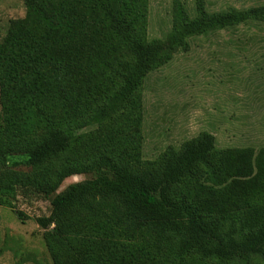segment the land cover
<instances>
[{
  "label": "trees",
  "instance_id": "obj_1",
  "mask_svg": "<svg viewBox=\"0 0 264 264\" xmlns=\"http://www.w3.org/2000/svg\"><path fill=\"white\" fill-rule=\"evenodd\" d=\"M143 1L24 0L31 13L10 21L0 39V204L9 199L14 209L19 198L49 197L67 177L108 170L110 178L67 185L50 199L49 215L35 219L52 264H116L129 242L135 264L264 257V180L253 189L228 183L243 176L244 151L216 150L201 133L141 161L126 131L140 122L133 102L148 72L190 36L264 20V6L209 13L193 0L190 13L176 0L163 41L147 39ZM111 50H124L123 61L106 62ZM107 116L123 126L103 125ZM100 131L121 148L93 146ZM13 154L25 156L27 170L6 163ZM233 188L243 192L232 197Z\"/></svg>",
  "mask_w": 264,
  "mask_h": 264
},
{
  "label": "rangeland",
  "instance_id": "obj_2",
  "mask_svg": "<svg viewBox=\"0 0 264 264\" xmlns=\"http://www.w3.org/2000/svg\"><path fill=\"white\" fill-rule=\"evenodd\" d=\"M174 1H143L148 40H166ZM179 1L191 13L193 0ZM202 1L209 13L264 6V0ZM26 12L31 13L24 0H0V39L9 22L24 19ZM124 55V50H111L104 59L108 63L123 61ZM136 107L140 112L138 127L126 131L136 136L141 161H155L165 151H177L183 143L208 133L216 150L245 152L243 176H232L228 183L237 186L236 181H243L253 189L256 181L264 180V20L248 19L236 26L211 28L186 38L166 62L142 78L133 102V109ZM120 122L123 126V119L107 116L102 124ZM95 138V147L104 143L117 149L123 144L120 138L102 131ZM6 163L19 170L28 168L21 154L7 156ZM105 175L110 178V171L72 175L47 198H19L14 209L8 206L9 199L0 204V264H52L45 248V230L35 219L49 215L50 199L67 185ZM230 192L235 197L243 190L233 188ZM117 253L116 264H135L134 243L119 245ZM263 260L264 257L253 256L227 264H261Z\"/></svg>",
  "mask_w": 264,
  "mask_h": 264
}]
</instances>
